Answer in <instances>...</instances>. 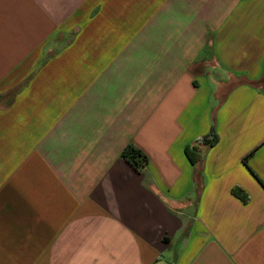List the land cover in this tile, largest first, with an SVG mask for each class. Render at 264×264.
<instances>
[{"label": "crops", "instance_id": "crops-1", "mask_svg": "<svg viewBox=\"0 0 264 264\" xmlns=\"http://www.w3.org/2000/svg\"><path fill=\"white\" fill-rule=\"evenodd\" d=\"M263 76L264 0H0V264H264Z\"/></svg>", "mask_w": 264, "mask_h": 264}, {"label": "trees", "instance_id": "trees-1", "mask_svg": "<svg viewBox=\"0 0 264 264\" xmlns=\"http://www.w3.org/2000/svg\"><path fill=\"white\" fill-rule=\"evenodd\" d=\"M245 81L249 82L250 84L256 83V81L247 79ZM260 81H264V76L262 79H260ZM218 140L219 136L217 134L215 124H212L211 130L208 134L198 138L186 146L185 153L196 171H198L200 174H202V164L208 149L213 147L218 142ZM255 151L256 148L243 157L244 164L248 166V160ZM122 157L126 159L136 170L144 169L149 162V157L133 143L128 144L123 149ZM231 191L234 196L239 198L244 203L249 201L248 193L241 187L234 186Z\"/></svg>", "mask_w": 264, "mask_h": 264}, {"label": "rangeland", "instance_id": "rangeland-1", "mask_svg": "<svg viewBox=\"0 0 264 264\" xmlns=\"http://www.w3.org/2000/svg\"><path fill=\"white\" fill-rule=\"evenodd\" d=\"M11 96V92H8L7 94H6V97H10Z\"/></svg>", "mask_w": 264, "mask_h": 264}]
</instances>
